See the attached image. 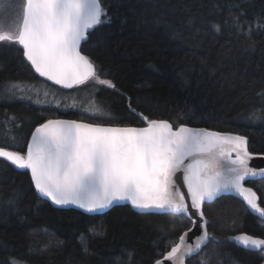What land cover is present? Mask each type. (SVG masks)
Instances as JSON below:
<instances>
[{
	"label": "trees",
	"instance_id": "1",
	"mask_svg": "<svg viewBox=\"0 0 264 264\" xmlns=\"http://www.w3.org/2000/svg\"><path fill=\"white\" fill-rule=\"evenodd\" d=\"M100 3V21L80 50L94 63V77L111 84L95 93L110 115H90L89 121L144 125L166 119L173 127L245 134L249 151L264 153V0ZM14 80L41 79L18 43L2 38L0 88ZM26 104L0 100V133L8 135L4 124L17 134L19 125L26 126L19 147H0L23 153L32 129L57 116ZM62 113L58 116L79 117ZM245 184L264 207V178ZM203 213L209 239L186 264L264 260V249H245L228 239L240 231L264 238V219L243 201L221 195L204 203ZM190 225L184 214L142 213L128 204L102 214L53 207L36 193L28 169L0 158V264H153Z\"/></svg>",
	"mask_w": 264,
	"mask_h": 264
},
{
	"label": "water",
	"instance_id": "2",
	"mask_svg": "<svg viewBox=\"0 0 264 264\" xmlns=\"http://www.w3.org/2000/svg\"><path fill=\"white\" fill-rule=\"evenodd\" d=\"M100 0H25L14 40L45 82L70 90L95 74L81 44L99 23ZM0 158L28 169L36 193L56 208L102 214L128 204L137 212L184 214L190 221L153 264H186L209 239L203 205L233 195L264 219L258 193L245 182L264 178V153L242 133L151 119L144 125L50 118L31 131L24 152L0 147ZM260 251L264 238L228 236ZM264 264V260L260 263Z\"/></svg>",
	"mask_w": 264,
	"mask_h": 264
},
{
	"label": "rangeland",
	"instance_id": "3",
	"mask_svg": "<svg viewBox=\"0 0 264 264\" xmlns=\"http://www.w3.org/2000/svg\"><path fill=\"white\" fill-rule=\"evenodd\" d=\"M24 3L25 0H0V40L2 38L14 39L17 37L23 16ZM102 84L111 86L109 82L94 76L68 91L61 90L44 80H14L1 85L0 100H21L37 107V113L39 111V114L57 115L49 116L45 120L59 118L58 114H63L62 112L70 110L77 112L79 117L75 118L78 120L89 121V118L94 117L90 115H101L104 117L110 115V112H107L95 97L97 87ZM94 123L97 122L95 121ZM3 126L8 135L1 132L0 135L5 139H1L0 143L2 145L19 147L23 143L22 134L26 126L19 125L21 128V133L19 134L12 132L10 125L4 124ZM6 140L11 144L7 143Z\"/></svg>",
	"mask_w": 264,
	"mask_h": 264
}]
</instances>
